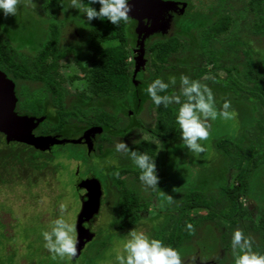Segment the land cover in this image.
Returning <instances> with one entry per match:
<instances>
[{"label":"rangeland","instance_id":"obj_1","mask_svg":"<svg viewBox=\"0 0 264 264\" xmlns=\"http://www.w3.org/2000/svg\"><path fill=\"white\" fill-rule=\"evenodd\" d=\"M38 1L34 0L35 6L36 4L38 6ZM48 1L50 2L51 0ZM189 1L192 2L188 9V17L183 18V22L185 23L184 27L188 25L195 27L198 23V21H196L198 20L197 17L202 18L203 12L210 10L209 7L213 1L212 8H217L222 4L221 0ZM206 8L208 10H206ZM68 9H71V7ZM20 12L21 14L17 17L18 20H16L15 18L6 17L3 11L0 10V23L7 29L13 38H19L21 42L23 39V43L20 42L21 44L32 45V47L37 50V47L40 48L38 45L42 44L46 39V26L51 24L50 22L49 24L40 22L38 20L40 19L39 16L42 15L40 9L26 7L23 0L17 10V13ZM73 15L72 13L71 16ZM260 22L263 24L261 33L264 35V20L261 19ZM33 27L38 30L36 39L40 40V42L35 41L32 34H29V31H31ZM0 29L3 28L0 27ZM243 30L244 28L241 27L240 31ZM20 33L26 35L21 36ZM5 34L6 33H4V35ZM203 35H207V33ZM5 37L9 39L8 34L5 35ZM176 40L178 41L175 42L177 44L182 43V40L185 42L188 56L187 53H182V49V52H180L181 56L179 57V53H177L173 59L174 61H171L170 66H179L180 63L184 67L189 66L187 59L191 57L192 54H198V51H201L202 47L193 46L187 43L185 39ZM202 40L203 39L200 40V44L203 42ZM226 41L227 42H224V48L231 49L232 47L229 42H232V40L229 39ZM12 42L14 43H10V48L11 51L15 53L17 59H23L28 63L29 56L26 52L28 50H25L23 45L20 47L18 41L14 40ZM205 43H208V41H205ZM252 43L257 47L256 49L264 47L263 39L255 38ZM235 46H237L235 50L238 51V45ZM35 49L33 51L38 54ZM224 54L228 56L232 53L226 50ZM238 54L240 55L238 62L241 64L245 63L248 59L246 54L243 52H239ZM185 56H187V59H185V62L188 63H186L187 65L182 63ZM257 56L258 62L264 64V55L259 54ZM150 62L147 72L152 74L154 72L153 67H155L153 64L158 65L162 60L155 56V52H152L150 54ZM227 64L233 66L231 62H227ZM209 65L212 66V64ZM194 71L195 70H193L192 73H194ZM65 72L66 74L70 73L67 69ZM74 72L75 70L72 71V73ZM192 73H190V76L193 78L194 75ZM220 75L225 76V73L220 72ZM176 81H178V79ZM38 84L39 83L36 85ZM71 87V90H74L75 85L72 84ZM234 89L235 98H233V100H228H232L230 111L235 110L237 116L235 119L231 120L218 117L215 121H210V136L206 141L200 142L205 146V152L199 155L190 153L186 146L183 145L182 141L171 145L167 175H172L173 179L167 180L169 184H164L166 182V177L163 178V193L161 189H157L159 192L154 191L153 195L150 196L147 195L148 193L144 194L146 192L144 188L135 185V187H138V189L142 191V194L150 197H145L147 203H144L142 207V210H144L142 213L143 219L130 227L122 226V228H119V225L115 224V222H117L116 220L122 219L121 221H124V217L118 207L120 197L118 192L115 191L117 186L114 179L115 170L114 168L111 169V166H109V164L115 167L121 164L134 166L135 164L129 155H120V153L111 151L108 155L103 157L100 155L90 156L87 155L84 145L72 143L55 145L52 151H46L38 149L33 145L20 142L8 143L0 134V264H118L116 256L118 252H122L123 250V243L127 239V233L135 228L137 231H143L149 235V237L154 238L157 232L169 227L168 221L174 218L173 212L176 216L178 215L179 209L183 203L181 195L185 192L190 194L191 191L200 190L205 193H210L212 190L220 189L223 185L227 186L228 177H230V183H228L229 187H235L236 184H238L237 178H239L238 176L241 170L247 168L250 160H245L242 169L240 167H232V169L228 170L227 157H225L223 151L217 147V142L223 138H229L234 142H238L242 138L244 140L246 134L251 130L253 133L249 135V139L251 141H256L257 134L255 132L259 127V123L255 122L253 125V122L256 118H260L261 122L264 123V105H260L259 100L253 95H243L239 97V93L236 94V91H242L237 87ZM41 91L42 88L27 87L26 85L22 86L20 89L21 99L23 98L22 102H20L21 112L30 111L37 115L42 114L46 107V97L45 93H41ZM212 91L214 93L217 108H222L224 101L227 99L223 96V93L214 92V89H212ZM27 97L32 101L31 109L25 104ZM147 105L149 106L151 104ZM257 106L259 109L256 112L255 108ZM147 113H150L154 119L156 114L155 108L151 105ZM100 117L101 115L98 116L97 113V122L99 120L101 121V119H99ZM106 119L110 121V117ZM155 122L156 121L149 125H153ZM246 125H248L247 129H251L245 132ZM262 136L264 139V135ZM256 144L259 146L257 141L255 142V146H257ZM247 154L246 152V155ZM74 158L82 162L77 163L75 166L73 165ZM107 164L108 168L105 169ZM163 167L164 165L162 168ZM91 174H95L103 181L105 191V195L102 198L101 210L92 223L93 232L96 233V236L94 240L85 247L81 256L76 261L67 257L63 259L56 257L54 259L53 254L44 247L45 242L42 237V232L50 230L52 222L60 216L59 205L63 202L67 205L65 218L75 224L77 237V220L83 205L82 196L79 192L84 188L85 179ZM134 174L129 176L133 178L138 176ZM248 181L250 187V191L248 192L250 197L248 199L243 198L242 202L244 206L248 207V210L251 211V206L249 207V204H251L250 201L253 203H255L254 201L259 202L257 206L259 205L260 207L253 211V216L252 212H248L244 215L241 222L238 223L240 226L234 227L232 230L234 232L236 229H242L245 235L253 238V242H264V232L258 231L256 224V221H259L257 218L259 217L260 209H262L261 212H264V163L260 165L258 171L254 176H251V179ZM171 187L174 189L179 188L182 192L176 195L175 199L173 198V203L169 204L168 199L165 202V199H160V197L163 198L162 196H164ZM148 190L150 191L151 189ZM250 198L253 199V201ZM162 205L164 206L162 207ZM175 205H177L176 209H174ZM161 210L162 214H160ZM204 211V209L193 210L191 216L199 217ZM206 212H209V210ZM209 223L213 222L210 221ZM215 227L217 231L212 230V227L209 226L208 229H204L202 236L198 238L194 237L195 241L193 239L187 241L199 242L204 252L202 254V260L204 261L209 257L208 254H212V242L224 241L226 244L232 239L231 235L228 238L223 237L221 241L219 240L220 230L222 228L228 230V225L224 224L221 229L217 225ZM169 229L171 230L172 227ZM223 229L221 231H223ZM205 230L207 233H205ZM201 233L202 232H199V234ZM225 244L223 243L224 246L222 245L224 254L219 256H227L229 259L219 256H217V259L213 257V262L210 264H233V257L230 256L231 249L227 251V245L225 246ZM263 245L264 244H255L253 245V250L262 253L263 251H260V247ZM199 250V246L196 247L193 253L188 248L182 250L184 255L182 253L180 255L184 264H193V257L196 258L195 264H200L199 258L201 254L198 252ZM217 251L218 249H215L214 253ZM221 253V251L218 252V254ZM205 264L208 263L205 262Z\"/></svg>","mask_w":264,"mask_h":264},{"label":"flooded vegetation","instance_id":"obj_2","mask_svg":"<svg viewBox=\"0 0 264 264\" xmlns=\"http://www.w3.org/2000/svg\"><path fill=\"white\" fill-rule=\"evenodd\" d=\"M169 1H174L178 4L175 5V8L166 11L158 23L150 21V24H148L149 20L144 19V26L146 29H142L141 32L137 30L140 25L139 20L131 16V22L125 23L128 32L130 30L132 33L128 37V42H123L120 38L99 42L100 46L109 49L121 46L122 43L125 44L126 49H128L131 54V56L125 60V67L129 65L133 74L137 68L139 57L143 54L144 57L148 59V62L144 67H141V71L137 76V89L134 94H127L126 90L123 89L121 91H115L113 95L103 96L102 94L97 95L91 85V65L93 62L91 56L97 50V48H95L96 42L91 40V23H88L84 14L71 6V0H51L50 2L48 0H39L37 9H40L42 15L39 16L40 19L38 20L46 24L50 22L51 24L46 26V39L42 43V46L47 47L44 54L40 57L33 51L34 48L32 45H27L25 48V50H28L26 52L29 56L27 64L29 67H32L34 66L33 61H35L36 58H40L42 70H45L46 76L47 74L53 76L55 78L54 82L50 83V80L47 78L41 80L17 78L12 72L0 66V69L15 82V90L18 98V112L22 111L20 110V102H22L23 98L21 99L20 89L23 85L42 88L41 93H45L46 107L41 115H37L30 111L21 112L22 114L26 113L31 116H36L37 118H44L43 122L34 130V133L36 135L56 136L59 139H79L90 132L88 141L84 139L81 143L76 144L84 145L87 155H100L101 157L108 155L111 151L114 152L117 141H125L130 148H133L135 145L133 143L134 140L138 142L147 140L157 146V153L162 154L163 159L164 157L166 158L165 162L167 164H165L163 168H167L168 161H170L169 151L171 145L182 141V139L179 138L176 142H166L165 138H161L160 133L152 132V128L155 124H149L155 121V117L153 119L151 114L147 113V110L152 105V101L144 94V87L140 89L139 86L145 81L151 83L150 78L154 76L153 74L163 77L166 72L169 73L167 82H169L172 77H175L178 81H176V85L173 87H180V77L181 75L189 76L190 73L188 70L190 71V66L184 67L181 63L179 66H170L171 61H174L173 59L177 53H179V57L181 56L180 52L183 50L179 49L176 53H172V55L168 57L167 62H164L165 65H169L167 68L164 67L163 71L158 73L159 66L163 62L158 63V65L153 64V66H155L153 67L154 72L149 74L147 71L148 65L151 63V49H158L159 46L162 47V45H166V41L170 42L173 39H185L187 43L193 46L202 47L204 41L208 40L206 38H209L206 51L209 54H224L226 50L232 51V49L224 48V42H226L225 40L227 39H234L242 36L250 40L251 43L255 38L263 39L264 42V35H262L261 30H256V22H260L261 19L264 18V0H221L222 4L217 8H212L213 1L209 7L210 10L204 11L202 18L197 17L198 20L196 21H198V23L195 27L190 25L184 27L185 23L183 22V18L188 17V9L192 1ZM64 3L71 7V9H68L69 7L64 9ZM257 7L263 8L262 13L258 12ZM206 10L208 9L206 8ZM72 13L74 14L73 16H71ZM224 22H227L228 25L225 31H221ZM241 27L244 28L243 31H240ZM149 30L153 31L148 33ZM205 33H207V35H203ZM7 34L9 40H11L10 43L13 44L14 42L12 41L14 40L11 34L6 31V35ZM201 39H203V42L200 44ZM160 40H162V42ZM35 41H37L36 38ZM155 43H157V45L152 48L151 46ZM182 43L185 45L183 40ZM260 49L264 55V47ZM185 59H187L186 56L182 63L187 65ZM187 62H189V59H187ZM66 69L70 71L69 74H66ZM73 70H75L74 73H72ZM141 76H143L142 79ZM37 83L39 84L36 85ZM72 84L75 85L74 90H71ZM27 99L30 98L27 97ZM147 104L151 105L148 106ZM29 108L31 109V107ZM97 113L98 116L101 115L99 118L101 121L98 119V122L96 121ZM107 117H110V121H107ZM95 127H103L104 131H102V128L96 129ZM91 131L93 132L91 133ZM55 145L47 150L52 151ZM117 153L124 155V153L121 152ZM78 160L79 159L73 160V165L76 166L77 163L82 162ZM109 166H111V169L114 168L115 170L114 179L116 184L119 183L121 189L126 190L127 187L125 186L129 183L128 164L116 165V167L109 164ZM106 168H108V164L105 166V169ZM117 172H119V176L116 175ZM92 178H97L100 181L103 198L105 195L104 183L95 174H91L85 179L84 188L79 192L80 195H84L85 199L87 198L85 193L90 189L89 187H91V183L89 182H91ZM136 183L144 188L146 191L144 194L148 193L149 195L151 194V196L153 195V190L149 191L139 181ZM117 190L116 186L115 191L117 192ZM83 201L84 199L82 198V202ZM250 203L249 207L251 206L252 211L255 210L254 203L251 201ZM95 218L96 217L85 224L86 227L90 228L92 231V223ZM218 245V251L208 254L209 257L205 259V261L202 260V256L200 255L199 263L205 264L206 262L210 264L213 262V257L217 259V256L223 255L224 250H222L220 243H218ZM219 251L222 253L218 254ZM219 257L226 258V256Z\"/></svg>","mask_w":264,"mask_h":264},{"label":"trees","instance_id":"obj_3","mask_svg":"<svg viewBox=\"0 0 264 264\" xmlns=\"http://www.w3.org/2000/svg\"><path fill=\"white\" fill-rule=\"evenodd\" d=\"M84 3L86 6H92L99 10L100 5L98 3L91 5L89 4V0H84ZM68 7L69 6L64 3V9H67ZM36 8L37 5L35 6V9ZM257 9L259 13H262V7H257ZM20 14L21 12L17 13L15 16L9 15L7 17L15 18L16 20H18L17 17H19ZM262 19L264 20V18ZM227 25V22H224L221 31H225ZM262 25L263 24L261 22L257 21L256 30L262 31ZM1 27L3 29H0V66H2L4 69L6 68L7 71L12 72L17 78H27L34 80L47 78L50 80V83L54 82L55 78L49 74H47L46 76L45 70H42V67L40 65V58H36V60L33 61L34 66L32 67H29L25 60L17 59L15 53L12 52L10 48L11 40L4 37L6 35H4V33H6L7 29H5V27H3L2 25ZM37 31L38 30L33 27V29L29 31V34H33V37L36 38V35L34 34H36ZM130 34H132L131 31L129 30L128 32L125 26V22L123 21L119 26L111 24L107 20V18L103 20L95 19L91 22V40L96 42L95 48H97L96 52L91 56L93 59L91 65V85L92 89H94L97 95H113L115 91H121L123 89L126 90L127 94L135 93L138 82L137 76L141 70L135 77L131 70V67H129V65L125 67V60L131 56L130 51L126 49L125 44L122 43L121 46L110 49L103 48L99 45L100 41L114 38H120L123 42H128V37ZM20 35L25 36L26 34L24 35V33H20ZM236 38L231 39L232 42L229 43L232 47V51H234L235 47H237L235 45H238V51H231L232 54H229L228 56H226L227 54H209L206 51V47L209 43V38H206L208 39V43H205L204 41L202 50L198 51V54H192V56L188 58L189 66L192 69H190V71L188 70V72L192 73L193 70H195L194 73H192L194 77L192 78L190 74L189 77L194 80H200L202 83L207 84L209 87L215 90L214 92L223 93V96L227 100H233V98H235L234 88L237 87L242 91H236V94L239 93V97H242L243 95H253L259 100L260 105H264V64L258 62L259 60H257V55L263 54V52L261 49H256L252 45L250 40L245 39L242 36ZM12 39L18 41L19 43L21 42L19 41V38L12 37ZM36 40L40 42V40ZM174 40H171L170 42L166 41V45H162V47L159 46L158 49H151L152 52H155V56L161 58L163 62L159 66L158 73L163 71L164 67L167 68L169 66L165 65L164 62L168 61V57L171 56L172 53H176L179 49H183L182 53L186 54L187 52L186 47L185 45H183V43L177 44L175 42L178 41L176 39ZM160 41L162 42V40ZM21 43H23V39ZM21 43L19 46L22 47L23 45V48H26L27 44ZM237 43H239L240 45ZM155 45H157V43L153 44L151 47L153 48V46ZM38 46H40V48L37 47V56L41 57V55L46 51L47 46L44 47L42 46V44ZM239 52H243L248 57L245 63L241 64L238 62L240 58V55L238 54ZM227 62L233 63V66L227 64ZM209 64H212V66H210ZM220 72H224L225 76L220 75ZM168 74L169 73L165 72L163 77L153 74L154 76L150 78L151 82L157 78H160L167 82ZM142 78L143 76H141V79ZM149 84L150 82L148 83L147 81H145L142 85L139 86L140 89L144 87V94L147 97H149V95L147 94L146 89ZM174 93L180 94V87L175 88L173 86H170L167 92L160 94L172 95ZM25 104L26 106L31 107L32 101L30 99H26ZM152 107L155 108L156 111V122L155 126L152 128V132L160 133L161 138H165L166 142H176L179 138H181V131L179 125L176 122L179 105L171 104L168 107H164V105H160L159 107H157L152 102ZM258 109L259 107L257 106L255 108V111L257 112ZM255 122L259 123V127L255 132L257 134L256 141L259 143V146L258 144H256L257 146H255L256 141H251L249 139V135H252L253 133L252 130L248 132V134L245 133L246 137L244 140L242 138L240 141L234 142L229 138H223L219 140V142H217V147L221 149L224 153L223 155L227 157L228 162H226L228 163V170L232 169V167H240L242 169V165L244 164L245 160H250L247 168L241 170L238 176L239 178H237L238 184H236V186L233 188L229 187L228 183H230V177H228L227 186L223 185L220 189L212 190L210 193H205L204 191L200 190L191 191L190 194L185 192L183 195H181L183 203L181 205V208L179 209L178 215L176 216L172 210L174 218H171V220L168 221L169 227L157 232L154 238L162 240L165 245L177 249L180 254L182 253L183 255L184 253L182 252V250H184L185 248H188L193 253L196 247L199 246L200 250L198 252L202 256L204 252L202 250V247L199 245V242L187 241L191 239L195 241L194 237L198 238L202 236L204 229H208L209 226L212 227V230H216V225L221 229L225 224L229 227L227 228L228 230H224L223 228V231H221L222 229L220 230L221 235L219 237V240L221 241L223 237L228 238L233 234L232 228L240 226V224L238 223L241 222L244 215H246L248 212H252L253 216L254 210H248V207L244 206L242 199H248L250 197L248 192L250 191L248 180L251 179V176L255 175V173L260 168V165L264 163V139L262 136L264 135V123L261 122L260 118H256L253 122V125L255 124ZM247 126L248 125L245 126V132L251 129H247ZM0 134L5 138V135L3 133L0 132ZM132 150H135L139 153L146 152L153 160H155L157 166V175L160 178L158 187L163 193V178L166 177V182L164 184H169L167 180L173 179L172 175H167L168 165L167 168H162L163 165L167 164L165 162L166 158L164 157L163 159V155L157 153V146L147 140H142L136 143L133 146ZM246 152L248 153L247 155ZM127 168L129 175L135 173L138 176L135 177L136 179L129 176V183L125 186L127 187L126 190L121 189L119 183L116 184L118 189L117 192L120 197L118 207L120 208V212L124 217V221H121L122 219H119L116 220L117 222H115L116 225H119V228H122V226H133L134 224L139 222V220H142V213L144 212V210H142V207L144 206V203H147V199H145V197L151 196V194L150 196L143 195L142 191L138 189V187L141 186L140 184L136 183L137 181L140 182L139 168H137L135 165L128 166ZM135 185H137L138 187H135ZM181 192L182 191H180L179 188L174 189L171 187L170 190L167 191L164 196H162L163 198L160 197V199H165L166 202L169 195H171L175 199L176 195L181 194ZM251 200L253 201V199ZM254 202L255 209H258L260 206H257V203L259 202ZM163 206L164 205H162V207ZM176 206L177 205H175L174 209L177 208ZM198 209H204L205 211L199 217H192L191 212ZM208 210L209 212H206ZM261 211L262 209H260V214L257 218V220L259 219V221H256V224L257 230L264 232V212ZM160 214H162V210L160 211ZM210 221L213 223H209ZM188 224L193 225V231L188 230ZM170 227H172L171 230L169 229ZM199 232L202 233L199 234ZM205 233H207L206 230ZM218 243H220L221 246L223 245V243L225 244L224 241L212 242V253H214L215 249L219 248ZM255 244H264V242H253V245ZM226 245L227 251H230L231 241L229 240L225 244V246ZM260 251H263L262 254H264V245L260 247ZM230 256L232 257V251L230 253ZM226 258L229 259L227 256Z\"/></svg>","mask_w":264,"mask_h":264},{"label":"clouds","instance_id":"obj_4","mask_svg":"<svg viewBox=\"0 0 264 264\" xmlns=\"http://www.w3.org/2000/svg\"><path fill=\"white\" fill-rule=\"evenodd\" d=\"M21 2L22 0H0V10L6 17L15 16ZM23 3L26 7H35L34 0H23ZM97 3L100 5L99 10L86 6L84 0H71V6L84 14L88 23L105 18L115 26H119L122 21L131 22L132 5L129 0H89L91 5ZM170 85H176L175 77H172L169 82L157 78L148 85L146 91L157 107L179 105L176 122L181 131L183 145L190 153L199 155L205 152V146L200 142L206 141L210 136V121H215L218 117L225 120L235 119L237 113L235 110L230 111V100H225L222 108L218 109L212 89L200 80L181 75L180 94L161 95L160 93L167 92ZM137 142V140L133 141L134 144ZM115 151L130 156L140 170L139 180L146 189L153 191L160 189L156 162L146 152L139 153L131 150L125 141H117ZM116 175L119 176V172ZM167 199L169 204L174 202L171 195ZM59 211L60 216L52 222L50 230L42 232L44 247L53 254L54 259L56 257L72 259L78 253L76 226L65 218L66 204L61 202ZM187 228L189 231L194 230L191 224H188ZM231 251L233 264H264V254L253 250V238L245 235L242 229H236L233 232ZM116 260L118 264H184L177 249L135 228L127 233L123 250L117 253ZM195 262L196 258L193 257V264Z\"/></svg>","mask_w":264,"mask_h":264},{"label":"water","instance_id":"obj_5","mask_svg":"<svg viewBox=\"0 0 264 264\" xmlns=\"http://www.w3.org/2000/svg\"><path fill=\"white\" fill-rule=\"evenodd\" d=\"M129 3L132 5V11L130 16L138 19L140 22L139 28L146 29L144 26V19H148L153 22H159L163 14L169 9L175 8L178 4L169 0H131ZM153 30H149L151 33ZM147 63V59L142 54L138 59V65L135 70L134 76L144 67ZM18 98L15 90V82L10 79L7 74L0 69V132L5 135L6 141L20 142L24 144L33 145L34 147L47 150L55 144L65 143H81L84 139L88 141L90 132L79 139H59L56 136L51 135H36L34 130L43 122L44 118H37L28 114H21L17 111ZM96 129L103 127H95ZM94 131V130H93ZM91 131V133L93 132ZM91 187L85 193L82 198L84 199L82 210L78 215L77 220V239H78V253L73 260L79 258L86 247V245L93 241L96 233L90 228L86 227V223L96 217L101 210L102 204V185L97 178L91 179Z\"/></svg>","mask_w":264,"mask_h":264}]
</instances>
